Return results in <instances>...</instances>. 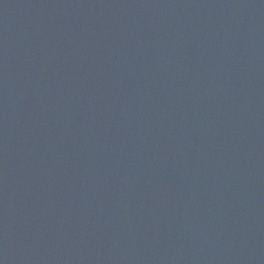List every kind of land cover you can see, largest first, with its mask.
Masks as SVG:
<instances>
[{"label": "water", "instance_id": "obj_1", "mask_svg": "<svg viewBox=\"0 0 264 264\" xmlns=\"http://www.w3.org/2000/svg\"><path fill=\"white\" fill-rule=\"evenodd\" d=\"M0 264H264V0H0Z\"/></svg>", "mask_w": 264, "mask_h": 264}]
</instances>
